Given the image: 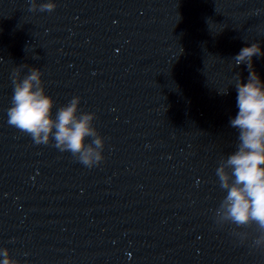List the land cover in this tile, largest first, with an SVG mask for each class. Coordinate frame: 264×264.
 <instances>
[{
  "label": "clouds",
  "instance_id": "clouds-1",
  "mask_svg": "<svg viewBox=\"0 0 264 264\" xmlns=\"http://www.w3.org/2000/svg\"><path fill=\"white\" fill-rule=\"evenodd\" d=\"M29 11L52 12L56 4L52 0L37 5L29 0ZM264 56L259 43L243 47L233 57L235 66L244 64L249 75L247 83L236 75L235 89L238 112L230 120V126L238 132L236 150L222 157L216 168L219 187L225 191L214 210L218 225L234 226L233 234L241 242L248 240L246 231L255 227L252 246L264 248V81L253 68V57ZM21 65L13 69L11 82L13 94L7 110L8 124L30 136L36 144H53L61 152H68L85 167L98 166L104 160V138L94 127L96 114L80 110V97L74 96L52 115L55 101L46 94L42 72L29 68L21 78ZM227 94V89L219 91ZM90 141V142H89ZM0 264H18L8 249H0Z\"/></svg>",
  "mask_w": 264,
  "mask_h": 264
}]
</instances>
